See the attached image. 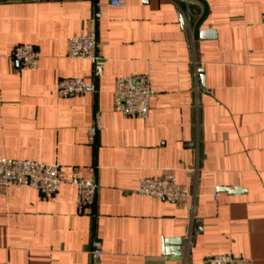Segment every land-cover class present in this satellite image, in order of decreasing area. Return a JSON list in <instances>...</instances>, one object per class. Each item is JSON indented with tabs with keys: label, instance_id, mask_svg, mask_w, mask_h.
Wrapping results in <instances>:
<instances>
[{
	"label": "crops",
	"instance_id": "crops-1",
	"mask_svg": "<svg viewBox=\"0 0 264 264\" xmlns=\"http://www.w3.org/2000/svg\"><path fill=\"white\" fill-rule=\"evenodd\" d=\"M103 12L95 78L90 59L69 54L94 0H0V158L57 164L64 177L49 196L0 188V264H205L219 254L264 264V0H127ZM21 44L39 50L37 69L17 71ZM131 74L151 76L146 119L114 110L115 81ZM63 78L97 91L60 97ZM90 167L100 189L80 210L70 178ZM168 171L192 192L187 202L137 193L140 178ZM174 238L182 246L168 247Z\"/></svg>",
	"mask_w": 264,
	"mask_h": 264
},
{
	"label": "built area",
	"instance_id": "built-area-1",
	"mask_svg": "<svg viewBox=\"0 0 264 264\" xmlns=\"http://www.w3.org/2000/svg\"><path fill=\"white\" fill-rule=\"evenodd\" d=\"M126 2L127 0H94L95 13L90 21L88 31L70 39V56L90 59L93 63L95 78L101 77L105 69V59L101 52L102 44L97 32L98 22L104 17L103 7L120 8L124 7ZM200 8L202 9V6ZM13 59L17 63L19 73L23 70H34L38 68L40 52L32 44H21L14 49ZM96 91L95 84L82 78H63L57 85V94L63 98L81 96ZM153 95L154 90L149 74H131L119 77L115 81L113 91L114 110L125 116L146 119L149 116ZM102 128L101 112L98 111L94 115V122L87 129L90 143L95 142ZM89 172L90 176L84 177L80 175L78 168H74L70 178V183L77 188V204L80 210H87L95 204L100 189L96 167H90ZM63 182V169L57 164L36 160L0 158V188L3 190L13 187H29L49 196L56 194ZM137 193L180 204L187 202L193 196L188 186L178 183L176 175L171 171L162 175L140 178ZM103 255L102 242L98 239L93 240L91 243L92 260L98 262ZM247 263V260L231 254L214 255L205 262V264Z\"/></svg>",
	"mask_w": 264,
	"mask_h": 264
},
{
	"label": "water",
	"instance_id": "water-1",
	"mask_svg": "<svg viewBox=\"0 0 264 264\" xmlns=\"http://www.w3.org/2000/svg\"><path fill=\"white\" fill-rule=\"evenodd\" d=\"M202 38L203 39H213L215 37V32L211 31V30H203L201 32ZM225 191H228L232 194H236V193H240L242 192V190L240 188H222ZM182 238H174V239H166V244L169 247L172 244H177L179 246H182ZM173 256H178L181 257L182 256V252L178 249L177 251L173 252L172 254Z\"/></svg>",
	"mask_w": 264,
	"mask_h": 264
}]
</instances>
